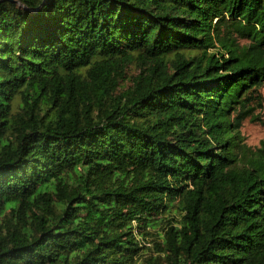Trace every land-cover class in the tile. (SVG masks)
Masks as SVG:
<instances>
[{
    "label": "trees",
    "instance_id": "1",
    "mask_svg": "<svg viewBox=\"0 0 264 264\" xmlns=\"http://www.w3.org/2000/svg\"><path fill=\"white\" fill-rule=\"evenodd\" d=\"M263 88L264 0H0V264H264Z\"/></svg>",
    "mask_w": 264,
    "mask_h": 264
},
{
    "label": "rangeland",
    "instance_id": "2",
    "mask_svg": "<svg viewBox=\"0 0 264 264\" xmlns=\"http://www.w3.org/2000/svg\"><path fill=\"white\" fill-rule=\"evenodd\" d=\"M131 73L132 71L129 72V74ZM261 93L264 98V88L262 89ZM260 118L263 124L245 121L241 128V134L244 137L245 144L253 149L257 148L260 142L264 141V110L260 112Z\"/></svg>",
    "mask_w": 264,
    "mask_h": 264
}]
</instances>
